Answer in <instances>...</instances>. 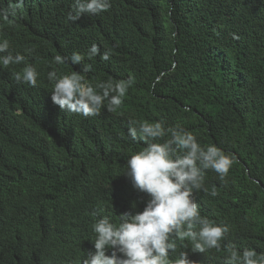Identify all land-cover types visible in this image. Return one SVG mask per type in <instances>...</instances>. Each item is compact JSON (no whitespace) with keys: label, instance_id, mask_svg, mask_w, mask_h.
<instances>
[{"label":"trees","instance_id":"16d2710c","mask_svg":"<svg viewBox=\"0 0 264 264\" xmlns=\"http://www.w3.org/2000/svg\"><path fill=\"white\" fill-rule=\"evenodd\" d=\"M73 6L24 0L12 23L0 21V39L40 73L31 87L14 79L23 65L0 67V264L14 263L23 242H8L41 216L94 235L101 216L119 223L120 214L143 211L149 197L125 175L129 156L145 146L128 136L132 120L179 125L237 158L223 181L206 171L217 196L194 193L203 216L230 228L221 248L193 253L177 240L178 251L196 264H224L229 242L264 252V0H112L109 11L72 22ZM92 44L109 60L53 62ZM85 64L93 85L134 79L117 111L82 117L53 104L48 71Z\"/></svg>","mask_w":264,"mask_h":264},{"label":"clouds","instance_id":"9594fccd","mask_svg":"<svg viewBox=\"0 0 264 264\" xmlns=\"http://www.w3.org/2000/svg\"><path fill=\"white\" fill-rule=\"evenodd\" d=\"M23 4L24 0H12L9 7H0V21L12 23L10 17ZM111 4L112 0H74L67 19L74 22L85 14L107 12ZM85 55L89 60L97 55L103 61L110 58V52L101 54L99 46L92 44L86 54L73 52L70 57L57 54L53 62L81 65ZM26 60L23 53L14 51L8 39H0V67L23 65L21 71L13 72L14 79L35 87L40 73L36 65ZM90 70L91 65L85 64L82 71L66 74L56 68L48 71L47 79L53 84V104L61 111L82 117H95L102 108L117 111L134 79L93 85L84 75ZM128 136L145 145L129 156L125 172L133 188L149 197L143 211L122 213L119 223L101 216L92 225L94 235L85 227L58 229L60 216L52 221L41 216L32 229L26 226L21 236L8 242H23L13 264H196L189 258V251H178L177 240L190 243L193 253L221 248L230 228L203 216L194 193L201 190L208 193L207 170L225 180L237 162L236 156L216 144L202 146L191 131L179 125L166 126L162 119L132 120ZM208 194L217 196L216 187ZM188 243H182L181 247L187 249ZM225 247L228 255L224 264H264V252L255 248L238 249L231 242Z\"/></svg>","mask_w":264,"mask_h":264}]
</instances>
